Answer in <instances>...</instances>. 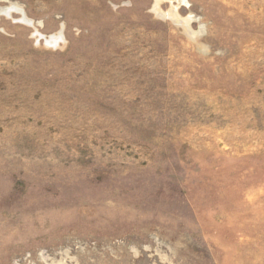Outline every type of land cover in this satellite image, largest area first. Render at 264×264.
Instances as JSON below:
<instances>
[{
  "label": "rangeland",
  "instance_id": "rangeland-1",
  "mask_svg": "<svg viewBox=\"0 0 264 264\" xmlns=\"http://www.w3.org/2000/svg\"><path fill=\"white\" fill-rule=\"evenodd\" d=\"M0 264H264V0H0Z\"/></svg>",
  "mask_w": 264,
  "mask_h": 264
}]
</instances>
